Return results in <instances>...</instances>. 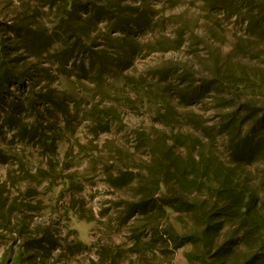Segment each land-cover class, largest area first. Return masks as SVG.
Returning a JSON list of instances; mask_svg holds the SVG:
<instances>
[{
    "label": "rangeland",
    "instance_id": "rangeland-1",
    "mask_svg": "<svg viewBox=\"0 0 264 264\" xmlns=\"http://www.w3.org/2000/svg\"><path fill=\"white\" fill-rule=\"evenodd\" d=\"M9 1L0 0V20L12 17ZM261 1L122 0L121 21L77 20V31L95 39L93 51L78 54L89 71L80 80L60 77L53 83L73 118L67 126L56 118L44 123L52 127L49 136L60 139L54 152L32 141L18 155L32 153L30 172L41 170L46 177L17 180L24 173L13 159L17 150L6 145L12 134L0 139L7 152V163L0 161V260L15 240L17 250L25 236L49 227L58 233L64 257H46L43 264L101 263L110 248L117 252L112 264H188L190 245L172 261L159 247L131 250L134 242L142 245L134 238L138 221L157 212L130 216V210L165 177L160 171L167 159L234 168L264 192L258 159L240 166L233 157L256 125L241 117L240 131L226 126L238 109L243 116L241 106L250 96L257 108L264 105ZM244 80L256 85L252 95L236 88ZM150 227L143 243H150ZM76 239L83 246H75Z\"/></svg>",
    "mask_w": 264,
    "mask_h": 264
},
{
    "label": "trees",
    "instance_id": "trees-1",
    "mask_svg": "<svg viewBox=\"0 0 264 264\" xmlns=\"http://www.w3.org/2000/svg\"><path fill=\"white\" fill-rule=\"evenodd\" d=\"M17 2L9 1L13 8L11 19L0 20V139L2 135L12 134L6 145L18 151L12 154L13 159L24 173L16 179L37 180L46 176L41 170L36 174L30 172L32 153L26 157L18 155L25 154V147L32 141L40 143L42 150L54 152L60 139L49 136L52 127L44 123L47 118H56L67 126L73 118L72 108L64 95L58 96L53 83L60 77L69 80L74 76L80 80V73L89 71L83 59L79 61L78 54L93 51L95 39L84 38L85 34L77 31V20L87 25L104 20L121 21L124 11L117 9L122 0H105L101 4L93 0ZM120 50L116 51L120 53ZM255 87L247 80L236 84V88L248 95L253 94ZM250 97L241 106L243 116L241 108L238 109L239 114L229 118L226 126L240 131L241 117L254 122L256 129L242 145L237 143L233 157L240 166L257 158L264 173V105L257 108L253 95ZM88 115L96 117L94 113ZM57 121L55 127L62 130ZM3 145L4 138L0 140V161L6 164ZM160 173L165 177L154 181L152 194L142 197L135 204L136 209L130 210V216L141 213L150 217L157 212L153 220L138 221L134 238L142 245L134 242L133 253L141 249L143 252L145 246L151 250L159 247L166 259L172 261L175 252L190 245V250L184 253L188 264H264V192L259 190V184L238 176L234 168L206 161L199 165L167 159ZM148 225L154 227H150L154 233L151 232L150 243L146 244L141 235ZM15 242L0 264H43L41 260L46 257L55 260L64 257L59 253L62 244L58 233L49 227L25 236L17 250H14ZM74 244L83 246L78 239ZM105 257L101 263L94 264L114 263L117 252L110 248L105 251Z\"/></svg>",
    "mask_w": 264,
    "mask_h": 264
}]
</instances>
